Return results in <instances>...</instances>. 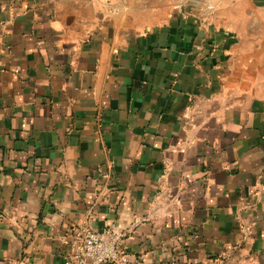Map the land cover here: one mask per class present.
<instances>
[{"label":"crops","instance_id":"obj_1","mask_svg":"<svg viewBox=\"0 0 264 264\" xmlns=\"http://www.w3.org/2000/svg\"><path fill=\"white\" fill-rule=\"evenodd\" d=\"M0 0V264H264V0Z\"/></svg>","mask_w":264,"mask_h":264},{"label":"built area","instance_id":"obj_2","mask_svg":"<svg viewBox=\"0 0 264 264\" xmlns=\"http://www.w3.org/2000/svg\"><path fill=\"white\" fill-rule=\"evenodd\" d=\"M217 0H209L205 7L212 10ZM123 233L106 227L96 231L79 224L73 231L68 258L64 264H118Z\"/></svg>","mask_w":264,"mask_h":264},{"label":"water","instance_id":"obj_3","mask_svg":"<svg viewBox=\"0 0 264 264\" xmlns=\"http://www.w3.org/2000/svg\"><path fill=\"white\" fill-rule=\"evenodd\" d=\"M194 1H201V0H194Z\"/></svg>","mask_w":264,"mask_h":264}]
</instances>
